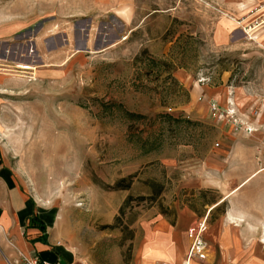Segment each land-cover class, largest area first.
<instances>
[{
	"label": "rangeland",
	"instance_id": "rangeland-1",
	"mask_svg": "<svg viewBox=\"0 0 264 264\" xmlns=\"http://www.w3.org/2000/svg\"><path fill=\"white\" fill-rule=\"evenodd\" d=\"M263 30L220 0H0V155L65 263L147 264L176 225L191 260L203 222L204 264H264L261 214L233 220L214 170L235 143L260 159Z\"/></svg>",
	"mask_w": 264,
	"mask_h": 264
},
{
	"label": "crops",
	"instance_id": "crops-1",
	"mask_svg": "<svg viewBox=\"0 0 264 264\" xmlns=\"http://www.w3.org/2000/svg\"><path fill=\"white\" fill-rule=\"evenodd\" d=\"M220 3L222 7L231 11V16L240 21L243 27H253L256 32L264 27L263 22L260 23V18L264 14V5L262 6L264 0H220ZM258 5L262 6L259 10L256 9ZM243 33L239 30L241 36ZM261 33L260 40L264 48V30ZM211 97L219 105L222 102L225 104L228 100L222 91ZM255 153L254 148L235 143L227 153L229 162L222 164L221 170L214 169L221 178L219 185L230 183L232 198L230 213L233 220L241 218L238 211L240 207L237 204L242 202L247 203L249 210L259 212L264 220V175L256 174ZM22 185L0 155V264H18L21 256L33 257L38 261L67 264L64 259L69 260L68 252L59 246V242L52 245L48 241L46 215L42 204L33 200L22 189ZM224 197L222 201L226 199ZM234 197H238L236 201ZM251 203L254 205L253 208L250 207ZM176 222L179 223V219ZM180 234H183V228H177V225L168 233H160L162 242L159 241L160 244L157 246H162L163 250L162 253L159 249L157 252L161 256L147 264H204L197 259L183 260V251L174 241ZM225 261L220 260V264H228ZM230 261L234 262L233 257ZM254 261L251 263L255 264Z\"/></svg>",
	"mask_w": 264,
	"mask_h": 264
},
{
	"label": "built area",
	"instance_id": "built-area-1",
	"mask_svg": "<svg viewBox=\"0 0 264 264\" xmlns=\"http://www.w3.org/2000/svg\"><path fill=\"white\" fill-rule=\"evenodd\" d=\"M210 111L215 114L218 113V108L211 105ZM231 113V111L229 110ZM249 132L250 129H247ZM260 152V159H257V168L256 174L264 175V145ZM205 229V225L203 222L197 224L196 228L188 230V237L190 238L189 242V250H188V259H197L199 261H203L205 255L203 254L204 244L201 240V233ZM18 264H59L57 262H46V261H38L33 257H24L21 256Z\"/></svg>",
	"mask_w": 264,
	"mask_h": 264
},
{
	"label": "trees",
	"instance_id": "trees-1",
	"mask_svg": "<svg viewBox=\"0 0 264 264\" xmlns=\"http://www.w3.org/2000/svg\"><path fill=\"white\" fill-rule=\"evenodd\" d=\"M124 181H126V180H124V179L117 180L113 184V186L111 187V189L112 190H125V189H127L128 188V184H126L125 186H123ZM151 186L153 187L154 195H156V196L159 195L160 192L162 191V185L159 184V183L151 182ZM151 197H154V196H151ZM125 202H127V200ZM211 204H213V202ZM160 213L162 215H165L166 212H164V211L161 212L160 211ZM173 221H174V218H173ZM173 221H171L169 223L171 226H173V224H174Z\"/></svg>",
	"mask_w": 264,
	"mask_h": 264
}]
</instances>
